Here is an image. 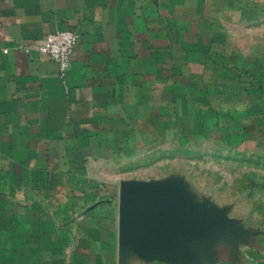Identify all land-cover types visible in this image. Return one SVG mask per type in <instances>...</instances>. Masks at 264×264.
Returning a JSON list of instances; mask_svg holds the SVG:
<instances>
[{
	"label": "crops",
	"instance_id": "obj_1",
	"mask_svg": "<svg viewBox=\"0 0 264 264\" xmlns=\"http://www.w3.org/2000/svg\"><path fill=\"white\" fill-rule=\"evenodd\" d=\"M56 30L64 75L37 48ZM210 139L264 151V0H0V264H264V233L208 212L206 256L174 212L121 232V184L164 187L127 165Z\"/></svg>",
	"mask_w": 264,
	"mask_h": 264
},
{
	"label": "rangeland",
	"instance_id": "obj_2",
	"mask_svg": "<svg viewBox=\"0 0 264 264\" xmlns=\"http://www.w3.org/2000/svg\"><path fill=\"white\" fill-rule=\"evenodd\" d=\"M248 150L172 140L132 160L124 181H159L186 203L223 212L217 219L231 230L264 233V151Z\"/></svg>",
	"mask_w": 264,
	"mask_h": 264
},
{
	"label": "water",
	"instance_id": "obj_3",
	"mask_svg": "<svg viewBox=\"0 0 264 264\" xmlns=\"http://www.w3.org/2000/svg\"><path fill=\"white\" fill-rule=\"evenodd\" d=\"M158 212L176 213L182 226L203 255L205 252L190 227L188 214L208 212L218 217L225 216L223 212L213 208L184 202L174 187L121 184L120 229L126 243L137 247L144 245V241L150 238L151 222L156 220Z\"/></svg>",
	"mask_w": 264,
	"mask_h": 264
},
{
	"label": "built area",
	"instance_id": "obj_4",
	"mask_svg": "<svg viewBox=\"0 0 264 264\" xmlns=\"http://www.w3.org/2000/svg\"><path fill=\"white\" fill-rule=\"evenodd\" d=\"M77 40L74 31L56 30L45 36L37 48L48 54L49 58L57 65L58 73L64 75L69 66V55Z\"/></svg>",
	"mask_w": 264,
	"mask_h": 264
}]
</instances>
